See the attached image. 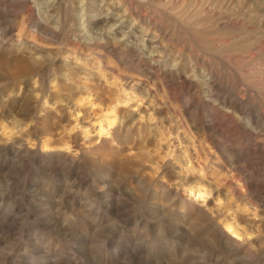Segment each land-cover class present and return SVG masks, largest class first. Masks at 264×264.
Here are the masks:
<instances>
[{
    "label": "rangeland",
    "instance_id": "rangeland-1",
    "mask_svg": "<svg viewBox=\"0 0 264 264\" xmlns=\"http://www.w3.org/2000/svg\"><path fill=\"white\" fill-rule=\"evenodd\" d=\"M51 1L0 0V264H264V151L255 145L264 142V124L256 141L242 127L247 117L239 110L235 115L228 112L232 122L211 110L220 107L217 101L196 106L205 96L200 79L207 72L196 61L200 56L219 67V82L228 83L222 94L228 92L252 113L264 112V0H201L209 3V12L194 10V0L174 6L167 0L133 4L131 10L163 24L169 59L164 65L179 63L188 81L200 86L195 95L160 71L142 90L125 83L126 78H147L144 60L122 47L130 39L126 31L136 25L127 11L130 0H109L113 7L109 11L118 21L109 20L104 29L95 21L108 0H67L76 15L65 33L59 32L61 17L52 10ZM86 3L91 5L84 9ZM26 6L33 12L28 13ZM230 17L231 24L225 21ZM37 19H47L50 30L37 33ZM121 23L123 29L113 36ZM94 24L95 30L88 33L86 29ZM142 35L134 33L138 45H145L150 36L143 40ZM106 39L105 45H90ZM219 39L229 41L219 48ZM17 40L23 41V49ZM30 42L38 44L41 52L35 53ZM144 45V56L149 57V46ZM33 55L44 56L49 69L34 64ZM44 71L52 77L43 85L42 95L34 86ZM87 85L106 99L91 95L78 100ZM145 92L153 98L151 107H141ZM117 97L126 100L118 104L125 119L119 113L106 129L111 116L105 102ZM133 106L139 111L133 112ZM96 115L103 129L93 134L89 122ZM213 118L214 127L207 126ZM109 130L112 140L97 146L99 134ZM65 144H71L73 152L76 149L77 159L68 157L64 162L48 157L51 151H67ZM190 184H204L210 190L204 201L196 200L198 191L189 190ZM224 219L238 224L239 236L231 235L244 242L242 247L220 243L213 236L212 225L221 224L226 230Z\"/></svg>",
    "mask_w": 264,
    "mask_h": 264
},
{
    "label": "bare ground",
    "instance_id": "bare-ground-1",
    "mask_svg": "<svg viewBox=\"0 0 264 264\" xmlns=\"http://www.w3.org/2000/svg\"><path fill=\"white\" fill-rule=\"evenodd\" d=\"M4 1V0H3ZM9 1V0H8ZM50 1V0H49ZM72 1V0H71ZM74 1V0H73ZM112 1V0H111ZM115 1V0H114ZM154 0H140V2H138V1H135V0H130V4L127 6V11H129V14L128 15H134V17H135V20H136V25L135 26H133V28L131 29V30H128V31H126V33H125V35L127 34V36H128V38H130V39H127V41H123L122 42V44H123V46L122 47H124V48H126V49H128V50H130V51H132V52H135V54H137L138 56H140V58L142 59V60H144V64H145V66H146V70H144L143 72H144V74L147 76V78H144V80H143V77H142V79H137V78H131L130 80L129 79H125V83H127V84H129L131 87H137L138 89L139 88H141V90L142 89H144V88H146V81H148L149 80V78L152 76V74H156V72H162L163 74H165V75H167V77H169V79L173 82V83H178V82H180L183 86H186V88H187V92L189 93V94H196L197 92H198V87H200V86H198V85H195L194 83V81H188V75H186L184 72H183V69H181V68H179L177 65L179 64L178 62V64H175L177 67L176 68H173L172 66H170V65H164L166 62H168L169 61V59H167L168 58V55H167V51H166V48L167 47H165V45L163 44V37H162V33H163V30H164V28L165 27H163L161 24H158V23H156L155 22V20H154V18H153V16H148L147 18H146V15L144 14H141V13H138L136 10H134V8H133V10H131V8L133 7V4L135 3L136 5H141V3H150V2H153ZM167 1H169V4L170 5H172V6H174L177 2H181L182 4L184 3V0H167ZM191 1V0H190ZM189 1V2H190ZM7 2V1H6ZM5 2V3H6ZM76 2H78V0H76ZM208 2H209V0H208ZM3 3V2H2ZM107 3V8H105V9H102L101 8V12H99L100 14H101V17L99 18V19H97L96 21H95V23L96 24H98L99 22H101L102 24H103V27L101 26V29H104L106 26H105V24L109 21V20H111V19H113V21H118V18H117V15L116 16H114L112 13V11L110 12L109 10L111 9V8H113L112 6H111V4H112V2H110L109 0L106 2ZM154 3V2H153ZM165 3V2H164ZM163 3V4H164ZM186 3V2H185ZM191 3H193L192 1H191ZM190 3V4H191ZM13 4H15V3H13ZM26 4H28V3H26ZM74 4V3H73ZM79 4V3H78ZM78 4H76V5H78ZM115 4V3H114ZM178 4V3H177ZM181 4V5H182ZM189 4V3H188ZM9 5V4H8ZM29 5V4H28ZM32 5V4H31ZM49 5L51 6V8H52V10L53 11H55V10H57L58 11V14H59V16L61 17V23H60V27H59V32L61 31V32H66L67 30H69L70 29V27H71V20H72V17H73V15H76V14H71V9H70V4H69V2L67 1V0H52L50 3H49ZM48 5V6H49ZM89 5H91V4H89V3H86V6L85 7H83L84 9H86ZM146 5H148V4H146ZM211 5V4H210ZM17 6V5H16ZM23 6V5H22ZM33 6V5H32ZM82 6V5H81ZM126 6V5H125ZM169 6V5H168ZM18 7V6H17ZM26 7H28V6H26ZM155 7V6H154ZM157 7H159V6H157ZM193 7H194V10H198V11H200V12H209V8H211V6L209 7V3H203V1H201V0H194V3H193ZM213 7V6H212ZM35 8V7H34ZM46 8H48V7H46ZM115 8L116 9H118V6H115ZM170 8V7H169ZM183 8V7H182ZM215 8V7H214ZM28 10V13H30L31 11L33 12V10H32V8L31 7H28L27 8ZM95 9H96V7H95ZM125 9V8H124ZM162 9V8H161ZM163 9H164V7H163ZM213 9V8H212ZM73 10V9H72ZM76 10V9H75ZM171 10H172V8H171ZM193 10V11H194ZM214 10V9H213ZM36 11V10H35ZM48 11V10H47ZM107 11V12H106ZM150 11V10H149ZM167 11V10H166ZM216 11V10H215ZM31 12V13H32ZM49 12V11H48ZM47 12V13H48ZM106 12V13H105ZM110 12V13H109ZM117 12V11H116ZM172 12V11H171ZM173 12H174V10H173ZM2 13V12H1ZM28 13H25V14H27L28 15ZM56 13V12H55ZM168 13V12H167ZM176 13V12H175ZM178 13V12H177ZM177 13H176V15H177ZM199 13V12H198ZM197 13V14H198ZM51 14V13H50ZM108 14H110V15H108ZM121 14H123V15H125V11L123 12V13H121ZM157 14V13H156ZM165 14V13H164ZM216 14H217V12H216ZM220 14V13H219ZM225 14V13H224ZM1 15V14H0ZM26 15V16H27ZM52 15H55L53 12H52V14H51V16ZM57 15V14H56ZM119 15H120V13H119ZM151 15V14H150ZM188 15H189V13H188ZM222 15V14H221ZM10 16V15H9ZM32 16V15H31ZM169 16V15H168ZM180 16V15H179ZM218 16V15H217ZM228 16H229V14H228ZM11 17V16H10ZM28 17H29V15H28ZM126 17V16H125ZM128 17V16H127ZM126 17V19H128ZM173 17H175V20H176V16H173ZM172 17V18H173ZM194 17H196V16H194ZM194 17H193V19H194ZM221 17V16H220ZM8 18V17H7ZM30 18V17H29ZM33 18H34V14H33ZM49 18V17H48ZM54 18V17H53ZM75 18H76V16H75ZM156 18V17H155ZM172 18H171V20H172ZM183 18V17H182ZM182 18H180V19H182ZM186 18V17H185ZM189 18V17H188ZM198 18V17H197ZM213 18V17H212ZM233 18V17H232ZM36 19V18H35ZM35 19H34V21H35ZM125 19V18H124ZM160 19H161V17H160ZM166 19V18H165ZM187 19V18H186ZM200 19H204V18H200ZM234 19V18H233ZM2 20V19H1ZM45 20V19H44ZM159 20V19H158ZM162 20V19H161ZM174 20V19H173ZM197 20H199V19H197ZM197 20H194L193 22H195V21H197ZM216 20V19H215ZM166 21V20H165ZM177 21V20H176ZM227 23H232L234 20H232L231 19V17L230 18H228V19H226L225 20ZM30 22V21H29ZM50 22V21H49ZM192 22V21H191ZM190 22V23H191ZM199 22V21H198ZM200 22H202V21H200ZM219 21H217V23H218ZM222 22V21H221ZM236 22H238V20H236ZM24 23V22H23ZM34 23V22H33ZM56 23H58V22H56ZM185 23V22H184ZM203 23V22H202ZM201 23V24H202ZM28 24V23H27ZM73 24H75V23H73ZM96 24H94V25H92V28L91 27H88L86 30L88 31V33H91L92 31H93V29L95 30V28H96ZM179 24H181V22L179 23ZM185 24H187V21H186V23ZM205 24V23H204ZM220 24V23H219ZM224 24V23H223ZM234 24V23H233ZM9 25V24H8ZM25 25V24H24ZM30 25V24H29ZM145 25V28H147V29H145L143 26ZM199 25V24H198ZM5 26V25H4ZM23 26V25H22ZM27 26V25H26ZM57 26V25H56ZM74 26H76V24L74 25ZM100 26V25H99ZM110 26V25H109ZM179 26V25H178ZM184 27H185V25H183ZM196 26V25H195ZM221 26V25H220ZM226 26V25H225ZM237 26V25H236ZM23 27H25V26H23ZM50 25H48L47 24V19H46V21L45 22H43V20L41 21L40 19H37V21H36V23H35V31L37 32V33H39V32H46V31H48V30H50ZM111 27V26H110ZM123 27H124V23H121L118 27H116V29H114V32H112L113 33V36H114V34H119V32L123 29ZM9 28V27H8ZM169 28V27H168ZM186 28V27H185ZM197 28V27H196ZM204 28V27H203ZM202 27H201V30L203 29ZM205 28H206V26H205ZM6 29V28H5ZM4 29V30H5ZM57 29V28H56ZM84 29V28H83ZM82 29V30H83ZM98 29V28H97ZM200 30V31H201ZM9 31V30H8ZM166 31V30H165ZM164 31V32H165ZM188 31V30H187ZM218 31V30H217ZM6 32V31H5ZM57 32H58V30H57ZM68 32V31H67ZM140 32H143V35H142V39L144 40V36H146V35H148V34H150V36H148L147 37V39H146V43H145V45H148L149 47V51H148V55H149V57H146V56H144V47H143V45L144 44H139L138 45V42H139V39H137L135 36H134V33H140ZM149 32H152V33H149ZM190 32V31H189ZM205 32V31H204ZM7 33V32H6ZM49 33V32H48ZM104 33V32H103ZM106 33V32H105ZM108 33H110V32H108ZM176 33V32H175ZM197 33V32H196ZM4 34V33H3ZM44 34V33H43ZM47 34V33H46ZM51 34V33H50ZM63 34V33H62ZM61 34V35H62ZM94 34V33H93ZM124 34V33H123ZM190 34V33H189ZM198 34V33H197ZM205 34V33H204ZM34 35V34H33ZM65 35V34H64ZM91 35V34H90ZM95 35V34H94ZM175 35V34H174ZM191 35V34H190ZM196 35V34H195ZM202 35V34H201ZM211 35V34H210ZM7 36H9V35H7ZM59 36V35H58ZM68 36V35H67ZM127 36H126V38H127ZM137 36V35H136ZM140 36V35H139ZM194 36V35H193ZM200 36V35H199ZM204 36V35H203ZM224 36L226 37V34L224 33ZM228 36V35H227ZM87 37H89V35L87 36ZM105 37V36H104ZM109 37V36H108ZM123 37V36H122ZM167 37H170V36H167ZM209 37V36H208ZM4 38V37H3ZM7 38V37H6ZM23 38H25V37H23ZM94 38V37H93ZM99 38V37H98ZM103 38V37H102ZM132 38V39H131ZM18 39V38H17ZM20 39V38H19ZM88 39V38H87ZM105 39V38H104ZM165 39V38H164ZM173 39V38H172ZM194 39V38H193ZM197 39V38H196ZM227 39H228V37H227ZM24 40V39H23ZM37 40V39H36ZM66 40V39H65ZM107 40H109V39H106V40H104V42L103 43H101L100 44V42L99 41H94L93 43H91L90 42V45H92V44H99V45H105V43L106 42H108ZM111 40H114V39H111ZM110 40V41H111ZM162 40V41H161ZM202 40V39H201ZM210 40V39H209ZM120 41V40H119ZM194 41H196V40H194ZM211 41V40H210ZM209 41V42H210ZM214 41H217V40H214ZM229 41V40H228ZM228 41H225V40H221L220 41V39H219V41H217V42H219L218 44H219V48H222V47H224L225 45H226V42H228ZM235 41V40H234ZM245 41V40H244ZM17 42L19 43V46H20V48L21 49H23L24 48V45H22V43H23V41L22 42H20L19 40H17ZM67 42V41H66ZM65 42V43H66ZM75 42V41H74ZM116 42V41H115ZM170 42V41H169ZM198 42H199V40H198ZM197 42V43H198ZM1 43V42H0ZM32 45H31V48H32V50L33 51H35V53H37L38 54V48L40 47V46H38V44H36L35 42H30ZM177 43V42H176ZM179 43V42H178ZM196 43V42H195ZM215 43V42H214ZM12 44V43H11ZM64 44V43H63ZM117 44V43H116ZM115 44V45H116ZM172 44V43H171ZM170 44V45H171ZM210 44V43H209ZM252 44V43H251ZM256 44V43H255ZM264 44V43H263ZM69 45H70V43H69ZM77 45V44H76ZM79 45V44H78ZM114 45V44H113ZM142 45V46H141ZM144 45V46H145ZM179 45V44H178ZM180 45H182L181 43H180ZM185 45V44H184ZM189 45V44H188ZM210 45H212V44H210ZM213 45H215V44H213ZM231 45V44H230ZM63 46V45H62ZM168 46V45H167ZM173 46V45H172ZM229 46V45H228ZM30 47V46H29ZM67 47V46H66ZM74 47V46H73ZM80 47V46H79ZM89 47V46H88ZM94 47V46H93ZM92 47V48H93ZM183 47V46H182ZM214 47V46H213ZM246 47V46H245ZM255 47V46H254ZM28 48V47H27ZM82 48V47H81ZM104 48V47H103ZM110 48V47H109ZM173 48V47H172ZM184 48V47H183ZM189 48V47H188ZM215 48V47H214ZM217 48V47H216ZM237 48V47H236ZM240 48V47H239ZM259 48V47H258ZM70 49V48H69ZM179 47H178V51H179ZM246 49V48H245ZM26 50V49H25ZM53 50V49H52ZM71 50V49H70ZM118 50V49H117ZM184 50V49H183ZM211 51H212V49H210ZM217 50H219V49H217ZM217 50H215V52L217 51ZM226 50V49H225ZM235 50V49H234ZM238 50V49H237ZM236 50V51H237ZM251 50V49H250ZM257 50H259V49H257ZM262 50V49H261ZM168 51H170V50H168ZM188 51V50H187ZM228 51V50H227ZM246 51H247V49H246ZM21 52V51H20ZM39 52H41V51H39ZM52 52V51H51ZM55 52V51H54ZM79 52V51H78ZM116 52V51H115ZM125 52H126V50H125ZM124 52V53H125ZM171 52V51H170ZM189 52V51H188ZM187 52V53H188ZM205 52V51H204ZM259 52H260V50H259ZM45 53V52H44ZM117 53V52H116ZM143 53V54H142ZM160 53H163V55L162 56H160L159 54ZM213 53V52H212ZM211 53V54H212ZM217 53V52H216ZM223 53V52H222ZM227 53V52H226ZM32 54V53H31ZM75 54H76V52H75ZM118 54V53H117ZM121 54V53H120ZM177 54V53H176ZM178 54H180V53H178ZM185 54V53H184ZM184 54H183V56H184ZM196 54V53H195ZM206 54V53H205ZM209 54H210V52H209ZM214 54V53H213ZM224 54V53H223ZM239 54V53H238ZM249 54V53H248ZM60 55V54H59ZM68 55V54H67ZM137 55H135V56H137ZM186 55L187 54H185V57H186ZM208 55V54H207ZM228 55V54H227ZM240 55H242V54H240ZM245 55V54H244ZM30 56V55H29ZM169 56H170V54H169ZM179 56V55H178ZM182 56V55H181ZM188 56V55H187ZM202 56H203V53H202ZM216 56V55H215ZM226 56V55H225ZM250 56V55H249ZM73 57V56H72ZM194 57V56H193ZM192 57V58H193ZM251 57H253V56H251ZM21 58V57H20ZM24 58H26V57H24ZM43 58H45L44 56H41V59L40 58H38V56H36V55H33V57L31 58L32 59V61L34 62V64H37V63H39V65L40 66H42L43 67V69L44 68H48V65H47V61H45V59L44 60H42ZM66 58V57H65ZM176 58H177V56H176ZM175 58V59H176ZM191 58V57H190ZM218 58V57H217ZM230 58V57H229ZM228 58V59H229ZM30 59V60H31ZM80 59V58H79ZM138 59V58H137ZM174 59V60H175ZM178 59H180V58H178ZM195 59V58H194ZM224 59V58H223ZM56 60V59H55ZM177 60V59H176ZM66 61V60H65ZM153 61H156V63H153ZM196 61H200V63L202 64L201 65V67L203 66L204 67V71L206 72L205 74H203V73H201V76H202V78L200 79L201 81H202V84L204 85V88H205V96L204 97H199L198 98V100L200 101V102H198V103H196V106L198 105V106H200V105H203V103H205V102H208V101H214V102H216L217 101V103L220 105V107H218L217 105L215 106H212V109L211 110H213L214 112H222V117L224 116L225 118H227V119H230L232 122H235V120L233 119V118H231L230 117V114L228 113V112H232L233 114L235 113V112H237V110H239V113H241L242 115L244 114V115H246V117H247V120L245 121L246 123H244V125L242 126L243 128H245V131L246 132H248V134L250 133L251 135H255L256 136V141H259L258 139V135H260V133L262 132H260V126H262L261 124H264V112L263 111H261V110H257V109H254L253 111H254V113H252L251 111H249V109H248V107L246 108V106H242L241 104H236V102L237 101H235V100H232V96H228V94L227 93H225V94H222V91H223V88H222V86H227L228 85V83H224V84H222V83H220L219 82V70H218V68L217 67H215L214 66V63H212V61L210 60V59H208V58H206V57H203V58H200V56H199V58H197L196 59ZM195 61V62H196ZM217 61V60H216ZM51 62H53V61H51ZM78 62V61H77ZM101 62V61H100ZM173 62H175V61H173ZM180 62V61H179ZM194 62V61H193ZM54 63V62H53ZM176 63V62H175ZM181 63V62H180ZM197 63V62H196ZM71 64V63H70ZM172 64V63H171ZM230 64V63H229ZM52 65V64H51ZM137 65V64H136ZM165 66L164 68L162 67V66ZM181 65V64H180ZM183 65V64H182ZM181 65V66H182ZM199 65V64H198ZM72 65H70V67H71ZM78 66H79V64H78ZM77 66V67H78ZM140 66V65H139ZM197 66V65H196ZM54 67V66H53ZM67 67V66H66ZM74 68V67H73ZM101 68V67H100ZM139 68V67H138ZM187 68V67H186ZM193 68H195V67H193ZM49 69V68H48ZM51 69V68H50ZM72 69V68H71ZM144 69V68H143ZM190 69H192V68H190ZM189 69V71H191ZM69 70H70V68H69ZM102 70V69H101ZM187 70V69H186ZM197 70V69H196ZM199 70V69H198ZM201 70H203L202 68H201ZM68 71V70H67ZM140 71V70H139ZM189 71H188V73H189ZM66 72V71H65ZM87 73V72H86ZM89 73V72H88ZM187 73V74H188ZM68 74V73H67ZM127 74V73H126ZM194 74V73H193ZM192 74V75H193ZM41 75V76H40ZM91 75V74H90ZM89 75V76H90ZM105 75V74H104ZM160 75V74H159ZM68 76H70V75H68ZM103 76V75H102ZM134 76H136L135 74H134ZM156 76V75H155ZM200 76V77H201ZM51 77H52V75H50V74H48L47 72H42V73H40L39 74V76H37L36 78H35V84H37L36 86H34L35 88V91H37V94L38 93H40V94H44V84H45V82L46 81H48V82H50L51 81ZM88 77V76H87ZM138 77V76H137ZM165 77V76H164ZM190 77V76H189ZM192 77H194V76H192ZM192 77H190V78H192ZM222 78V77H221ZM65 79V78H64ZM70 79V78H69ZM88 79V78H87ZM86 79V80H87ZM90 79V78H89ZM88 79V80H89ZM97 79V78H96ZM118 79V78H117ZM158 79V78H157ZM160 79H161V77H160ZM193 79V78H192ZM32 80H33V77H32ZM66 80V79H65ZM68 80V79H67ZM163 80H165V79H163ZM199 80V79H198ZM27 81V80H26ZM91 81V80H90ZM106 81V80H105ZM108 81V80H107ZM110 81V80H109ZM116 81V80H115ZM114 81V82H115ZM120 81V80H119ZM152 81V80H151ZM153 81H155V80H153ZM23 82V81H22ZM31 82V81H30ZM85 82H87V81H85ZM161 82V81H160ZM194 82V83H193ZM238 82V81H237ZM240 82H241V80H240ZM109 83V82H108ZM156 83V82H155ZM197 83H199V82H197ZM201 83V82H200ZM111 84V83H110ZM123 84L124 83H122V86H123ZM237 84V83H236ZM53 85V84H52ZM94 85V84H93ZM113 85V84H112ZM126 85V84H125ZM170 85V84H169ZM201 85V84H200ZM248 85L249 86H251L250 84H247V87H248ZM91 86L92 85H87V87L85 86V88L83 89V92L82 93H80V94H78L79 95V97H78V100L79 99H91V98H89L91 95H95V93L97 92L96 91V89L94 90V92H93V89L91 88ZM117 86V85H116ZM172 86V85H171ZM180 86V85H179ZM93 87H95V86H93ZM124 87V86H123ZM127 87V86H126ZM129 87V86H128ZM148 87V86H147ZM257 87V86H256ZM252 88V87H251ZM262 88V87H261ZM26 89V88H25ZM173 89V88H172ZM81 90V89H80ZM128 89H126V91H127ZM181 90V89H180ZM200 90V89H199ZM227 90H229V89H227ZM255 90V89H254ZM123 91L125 92V89H123ZM183 91V90H182ZM100 92V91H99ZM133 92V91H132ZM138 92V91H137ZM230 92V91H229ZM240 92H241V90H240ZM248 92V91H247ZM104 93V92H103ZM126 94L124 95V96H128L129 95V93H128V91L127 92H125ZM131 93V92H130ZM135 93V92H134ZM133 93V94H134ZM148 93H149V91H148ZM200 93V92H199ZM85 94H86V96H85ZM124 94V93H123ZM201 94V93H200ZM103 95V94H102ZM101 95V96H102ZM105 95V94H104ZM131 95V94H130ZM203 95H204V93H203ZM240 95V94H239ZM245 95V94H244ZM252 95V94H251ZM38 96V95H37ZM133 96V95H132ZM248 96V95H247ZM253 96V95H252ZM262 96V95H261ZM41 97V96H40ZM95 97H100V95L99 94H96L95 95ZM104 97V96H103ZM108 97V96H107ZM250 97V96H249ZM101 98V97H100ZM40 99V98H39ZM104 100V99H106V97L105 98H101V100ZM128 99V98H127ZM77 100V99H76ZM76 100H75V102H76ZM100 100V99H99ZM98 100V101H99ZM93 101H95V100H93ZM247 101V100H246ZM245 101V102H246ZM251 101V100H250ZM257 101V100H256ZM46 102V101H45ZM92 102V101H91ZM90 102V103H91ZM104 102V101H103ZM121 102H126V100H124L123 98H120V97H117V98H110V99H107V101L105 102V105H106V107L108 108V113L110 114L109 116H111L110 117V120L107 122L108 124L107 125H111L112 123H114V122H116L115 120H117V116H118V114L120 113V115H121V119L122 120H124L125 119V115H122L121 114V109H119L118 108V104L119 103H121ZM247 103V102H246ZM45 104V103H44ZM93 104H95V103H93ZM124 104H126V103H124ZM189 104V103H188ZM188 104H187V106H188ZM192 104V103H191ZM211 104V103H210ZM39 105V104H38ZM194 106V105H193ZM186 107V106H185ZM195 107V106H194ZM187 108V107H186ZM197 108H199V107H197ZM208 108V107H207ZM226 108V109H225ZM256 108V107H255ZM235 109H237V110H235ZM190 110V109H189ZM195 110V109H194ZM202 110H203V108H202ZM202 110H201V112H202ZM223 110V111H222ZM196 111V110H195ZM124 112V111H123ZM204 112V111H203ZM212 112V111H211ZM196 113V112H195ZM198 113V112H197ZM216 114V113H215ZM236 114V113H235ZM234 114V115H235ZM104 115H106V114H104ZM119 115V116H120ZM205 115H207V114H205ZM243 115V116H244ZM199 116H201V115H199ZM212 116V115H211ZM218 116V115H217ZM208 117V116H207ZM218 117H220V116H218ZM221 118V117H220ZM224 118V119H225ZM105 119H106V117H105ZM196 119V118H195ZM215 118H213V119H211L208 123V125L207 126H213L214 127V122H215V120H214ZM108 120V119H107ZM106 120V121H107ZM218 120V119H217ZM222 120V119H221ZM220 120V121H221ZM126 121V120H125ZM197 121V120H196ZM203 121V120H202ZM206 121V120H205ZM230 121V122H231ZM207 122V121H206ZM218 122V121H217ZM222 123H223V121H221ZM229 122V121H228ZM243 122V121H242ZM196 123V122H195ZM198 123V122H197ZM224 124V123H223ZM222 124V125H223ZM234 124V123H233ZM236 125H237V123H235ZM243 124V123H242ZM199 125H200V123H199ZM241 125V124H240ZM240 125H239V127H240ZM220 125H218V128L220 129V127H219ZM232 126V125H231ZM238 126V125H237ZM201 127V126H200ZM235 127V126H234ZM238 127V128H239ZM105 128V127H104ZM205 128V127H204ZM217 128V127H216ZM262 128V127H261ZM103 129V127L101 126L100 127V130H102ZM215 128H213V130H214ZM236 129V128H235ZM241 129V128H240ZM212 130V131H213ZM237 130V129H236ZM210 131V130H209ZM218 131V130H217ZM206 132H207V130H206ZM216 132V131H215ZM262 135H264V134H262ZM261 136V135H260ZM252 138V137H251ZM254 139V138H253ZM69 140V139H68ZM249 140V139H248ZM17 141V140H16ZM19 141V140H18ZM71 141V140H70ZM252 141V140H251ZM251 141H249V142H251ZM43 142V141H42ZM65 142V141H64ZM253 142H254V140H253ZM36 143V142H35ZM49 143V142H48ZM262 143H264V142H262ZM262 143H260V142H255V145H257V147H259L260 149H262L263 151H264V144H262ZM33 144V143H32ZM262 144V145H261ZM28 145V144H27ZM38 145V144H37ZM42 145V144H41ZM66 145V144H65ZM71 145V144H70ZM70 145L69 144H67L66 146V150L67 151H51V152H46V153H48V157L49 158H56V159H58L59 161H64L65 162V160H67V158L68 157H71L72 158V160H75V159H77L76 158V149H74V152H73V150L71 151V150H69V147H70ZM25 146V145H24ZM31 146H33V145H31ZM48 146V144H47V141L43 144V147L42 148H45V147H47ZM217 146V145H216ZM36 148V147H35ZM39 148V147H38ZM61 148V147H60ZM46 149V148H45ZM23 150V149H22ZM254 150V149H253ZM252 150V151H253ZM255 151V150H254ZM7 152V151H6ZM73 152V153H72ZM83 152V151H82ZM259 152V151H258ZM70 153H72V154H70ZM263 153V152H262ZM40 155V154H39ZM240 155V154H239ZM238 155V156H239ZM245 155V154H244ZM243 155V156H244ZM264 155V154H263ZM78 157V156H77ZM242 157V156H241ZM261 158V157H260ZM70 160V159H69ZM53 161V160H52ZM56 163V162H55ZM46 164V163H45ZM57 164V163H56ZM78 164V163H77ZM63 166V165H62ZM56 167V166H55ZM60 167V166H59ZM64 167V166H63ZM69 167V166H68ZM68 167H66V168H68ZM233 167V166H232ZM70 168V167H69ZM238 168V167H237ZM58 170V169H57ZM69 171V170H68ZM233 171V170H232ZM67 172V171H66ZM57 173V172H56ZM64 173V172H63ZM60 174V173H59ZM66 174H68V173H66ZM239 174V173H238ZM65 176H67V175H65ZM236 177V176H235ZM246 182V181H245ZM243 183V182H242ZM244 185V184H243ZM196 188V191H198V194H197V196H196V200L198 199V200H200L201 198H203V200L202 201H204V199L206 198V196L208 195V193L210 192V190L208 189V188H206L205 186H204V184H198V185H192V184H190V186L188 187V189L190 190H192L193 191V188ZM238 187V186H237ZM33 189V188H32ZM238 189V188H237ZM233 190H234V188H233ZM235 191V190H234ZM233 191V192H234ZM242 190H240L239 192H241ZM258 191V190H257ZM66 192V191H65ZM236 192V191H235ZM255 193V192H254ZM255 194H258L257 192L255 193ZM260 194V193H259ZM234 195H237V194H234ZM256 196V195H255ZM261 196V195H260ZM252 197V196H251ZM258 197V196H257ZM250 201V200H249ZM250 203H252V202H250ZM255 203V202H254ZM259 204V203H258ZM253 205V204H252ZM255 205V204H254ZM201 206V205H200ZM256 206V205H255ZM258 206V205H257ZM256 208V207H255ZM258 208V207H257ZM256 208V209H257ZM201 210V209H200ZM207 210H209V209H207ZM202 211L206 214V211L204 210V208H203V206H202ZM210 211V210H209ZM252 211V210H251ZM202 213V212H201ZM254 213H257L256 211H254ZM211 214V213H210ZM209 215V214H208ZM211 216V215H210ZM207 217V216H206ZM212 217L213 216H211V219H212ZM215 217V216H214ZM229 219V218H228ZM228 219H224L223 220V223H224V227L226 228V230H223V228L221 227V224H216V225H212V233H214V235L213 236H215L216 237V239L220 242V243H223V244H226V245H235V246H237V247H242L243 246V244H244V242L243 241H239L238 240V238H233V236L231 235V234H234V235H237V236H239V226H238V224L237 223H235L233 220H228ZM208 220V219H207ZM210 221V220H209ZM214 221H216V218H214ZM212 222H213V220H212ZM221 222V221H220ZM218 223V222H217ZM213 224V223H212ZM256 224V223H255ZM260 224V223H259ZM210 225V224H209ZM209 227V226H208ZM259 229H260V227H259ZM215 239V240H216ZM228 246V247H229ZM230 248V247H229ZM257 248V247H256ZM249 249V248H248ZM247 249V250H248ZM240 250H241V248H240ZM245 251H246V249H245ZM240 252V251H239ZM250 252H252L251 250H250ZM259 252V251H258ZM260 252H262V251H260ZM264 252V251H263ZM263 254V253H262ZM258 256V255H257ZM263 257V256H262ZM261 258V257H260ZM262 259V258H261ZM264 260V259H263Z\"/></svg>",
    "mask_w": 264,
    "mask_h": 264
},
{
    "label": "clouds",
    "instance_id": "clouds-1",
    "mask_svg": "<svg viewBox=\"0 0 264 264\" xmlns=\"http://www.w3.org/2000/svg\"><path fill=\"white\" fill-rule=\"evenodd\" d=\"M159 55L162 56L163 53H160ZM153 63H156V61H153ZM175 66H176L175 64L172 65L173 68H175ZM151 90L154 91L153 89H151ZM141 95H142V97H147V98L144 99V104H142L141 107H144V106L151 107L153 105V103H154L152 96L147 95L146 92L144 94H141ZM121 107L122 108H128L129 106L128 105H122ZM131 110L133 112L139 111V109L135 108L134 106L131 108ZM97 120H99V115H96L94 117V119L89 122L90 123V127H91V131H92L93 134H96L98 129L100 128V125L96 122ZM104 127L106 129L109 128V126L107 124ZM116 127H117L116 124H113L111 126L112 129H115ZM94 138H96V137L94 136ZM105 140H112V131L111 130H109L106 133L99 134V137L97 139V146L102 144V142L105 141ZM211 203H212V201L210 200L209 204L211 205Z\"/></svg>",
    "mask_w": 264,
    "mask_h": 264
}]
</instances>
